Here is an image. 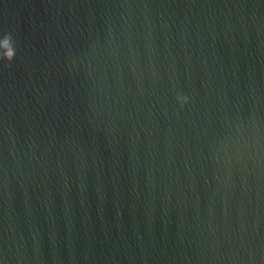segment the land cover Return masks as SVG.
Wrapping results in <instances>:
<instances>
[{
	"label": "water",
	"instance_id": "95a60500",
	"mask_svg": "<svg viewBox=\"0 0 264 264\" xmlns=\"http://www.w3.org/2000/svg\"><path fill=\"white\" fill-rule=\"evenodd\" d=\"M0 264H264V0H0Z\"/></svg>",
	"mask_w": 264,
	"mask_h": 264
},
{
	"label": "clouds",
	"instance_id": "9594fccd",
	"mask_svg": "<svg viewBox=\"0 0 264 264\" xmlns=\"http://www.w3.org/2000/svg\"><path fill=\"white\" fill-rule=\"evenodd\" d=\"M2 46L6 49V52H5L6 58L11 60L12 57L14 56V50L10 44V37H8V36L5 37ZM179 99L184 100L186 98L185 97H179Z\"/></svg>",
	"mask_w": 264,
	"mask_h": 264
}]
</instances>
